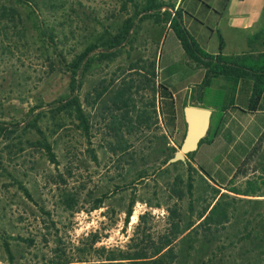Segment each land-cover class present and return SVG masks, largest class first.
Here are the masks:
<instances>
[{"label": "rangeland", "instance_id": "rangeland-1", "mask_svg": "<svg viewBox=\"0 0 264 264\" xmlns=\"http://www.w3.org/2000/svg\"><path fill=\"white\" fill-rule=\"evenodd\" d=\"M119 6L120 0H0V121L21 122L30 109L37 111L35 107L67 87L63 72L45 75L48 61L55 55L43 44L35 25L43 23L60 41L59 49L71 53L91 42L108 24L118 25L132 13L129 9L125 14ZM8 7L15 9L19 20L16 15L13 20L1 15ZM236 8L244 11L248 7ZM134 21L129 41L112 58L91 63L82 77L77 94L88 119L86 137L67 124L53 144L55 163L35 147L24 145L23 150H17L18 145L7 148V142L0 141V264H40L55 257L70 260L77 249H88L94 235L98 239L95 247L123 246L139 214L147 211L148 222L158 231L164 225L166 207L175 203L185 209L188 199L194 217L205 204L200 197L209 195L201 176L216 186L198 165L215 182H223L242 158L248 134L264 116H256L244 131V113L224 112L217 122L212 111L195 153L185 156L183 162L162 163L165 142L178 149L184 130L169 125L161 115L158 84L173 93L179 111L184 103L195 102V80L201 70L172 42L164 22L137 17ZM194 25L197 23L190 28ZM215 43L213 34L206 50H215ZM118 90L122 94L116 96ZM96 92L100 96L96 97ZM125 97H129L127 107L122 104ZM235 102L241 104L240 95ZM125 111L132 125L142 113L144 124L132 129L123 122L116 130ZM224 122L226 128L207 145L214 136V124L222 126ZM258 136L252 143L257 149L246 153L248 177L260 173L264 165V128ZM144 171L145 178H138ZM175 176L181 181L176 182ZM186 181L192 185L191 196L176 200L173 190L185 191ZM5 243L13 257L11 263ZM94 255L92 252L90 257Z\"/></svg>", "mask_w": 264, "mask_h": 264}, {"label": "trees", "instance_id": "trees-1", "mask_svg": "<svg viewBox=\"0 0 264 264\" xmlns=\"http://www.w3.org/2000/svg\"><path fill=\"white\" fill-rule=\"evenodd\" d=\"M181 2L182 0H179V3L177 0H120L119 10L127 14L128 10L132 9V13L124 17L118 25L108 24L91 42L71 53L59 49L60 41L51 31H47L43 23L35 25L43 44L50 46L55 55L54 60L48 61L45 75L50 76L56 70L63 72L67 77V87L46 104L35 107L38 108L37 111L30 109L21 122L0 121V141L7 142V148L18 145L17 150H23L24 145L35 147L43 152L50 163H55L53 144L61 131L71 126L79 135L86 137L89 129L88 119L77 94L82 77L91 63L112 58L119 47L129 41L135 17L139 20L153 18L155 22H164L172 31L186 58L196 67L203 69L202 77L196 85L194 99L202 106L212 107L217 122L230 108L240 107L250 112L263 109L264 51L255 55L244 54L241 59L222 55L223 41L217 33V52L207 53L185 28L182 16L190 14L182 9ZM1 15H9L11 20L16 15L19 20L12 7L7 10L3 8ZM56 64L58 69L55 68ZM158 87L157 93L163 103L160 105V113L169 125L177 127L179 120L173 93L163 84H158ZM100 94L96 92L95 96ZM118 94L121 95L122 91H116V96ZM216 94L218 97L214 100ZM239 95L242 98L240 105L235 102ZM128 100L129 97L123 98L122 104L125 107ZM126 114L127 111L118 122L116 130L123 122L127 128L132 129L133 126L139 128L144 124L142 113L136 115V125H132ZM216 124L211 133L217 128ZM119 130L115 136H118ZM203 140L204 137L200 139L198 146ZM256 149L252 144L248 153L246 152L247 155ZM175 150L167 140L163 147L162 163H166ZM194 153L195 151H192L185 156L190 157ZM247 155L240 159L223 185L216 183L198 165L204 176L216 186L201 176L209 195L200 197L205 204L194 217L191 199L187 200L185 209L173 203L166 207L164 225L160 230L153 231L151 223L147 220L150 215L145 211L138 215L134 229L123 246L95 247L93 245L98 239L94 235L88 247L92 251L80 248L77 249L76 257L70 260L55 257L40 264H264V165H261L257 175L246 176L244 163ZM186 166L188 170L191 169L188 162ZM145 175L144 171L138 173L137 177L143 179ZM174 179L176 182L181 181L178 176ZM191 187V183L186 181L185 191L175 188V199L181 201L185 194L191 196ZM22 191L26 192V189L23 188ZM97 205L98 203L94 204V207ZM131 205L132 202L125 210V222L131 213ZM29 242L31 243V239ZM5 250L8 262H13L6 243ZM92 252L95 257H90Z\"/></svg>", "mask_w": 264, "mask_h": 264}, {"label": "crops", "instance_id": "crops-1", "mask_svg": "<svg viewBox=\"0 0 264 264\" xmlns=\"http://www.w3.org/2000/svg\"><path fill=\"white\" fill-rule=\"evenodd\" d=\"M184 2L185 0H182L180 5H182L184 11L190 14V16L183 14L182 19L184 26L197 44L207 53L215 54L217 52V33H219L223 41L221 49L222 55L241 59L244 57V54L255 55L264 51V0H186L187 5H185ZM177 3H179V0H177ZM242 5L247 6L248 8L244 11L240 9L236 10L237 6ZM198 13H200V16H197ZM224 14L225 18L222 19ZM193 23H197V26L194 25L193 28H190ZM225 31L227 37L225 36ZM213 34L216 37L215 50L207 51L206 45L208 39H210ZM172 36L174 38V41L172 40V42L181 48L173 33ZM199 69L201 72L195 80V86L198 84L203 74V69ZM247 96L248 92L246 94V97ZM188 104L202 106V104L198 103L196 100L195 102H188ZM202 107H209L214 111L210 106ZM226 112L232 114L236 112L244 113V131H246L247 125L250 124L256 116H260V114L264 116V107L263 109H258L253 112H250L245 108L236 107L229 109ZM177 113L179 120L178 127L184 129L185 124L181 110L177 111ZM226 126V122H224L222 126L219 125L212 133V135L214 134L212 139L206 144L209 145L210 143H213L219 134H221L222 128H226ZM263 128L264 117L256 125L253 131L248 134L247 140L244 144V152L240 155V158L246 154ZM224 181L216 183L222 184Z\"/></svg>", "mask_w": 264, "mask_h": 264}, {"label": "water", "instance_id": "water-1", "mask_svg": "<svg viewBox=\"0 0 264 264\" xmlns=\"http://www.w3.org/2000/svg\"><path fill=\"white\" fill-rule=\"evenodd\" d=\"M182 118L185 124L183 137L172 156L166 160V164L176 161H184L185 154L195 151L201 138L208 130L212 109L196 105L185 104L181 108Z\"/></svg>", "mask_w": 264, "mask_h": 264}, {"label": "bare ground", "instance_id": "bare-ground-1", "mask_svg": "<svg viewBox=\"0 0 264 264\" xmlns=\"http://www.w3.org/2000/svg\"><path fill=\"white\" fill-rule=\"evenodd\" d=\"M136 217V216H135Z\"/></svg>", "mask_w": 264, "mask_h": 264}]
</instances>
